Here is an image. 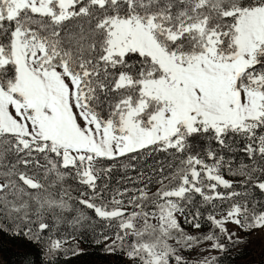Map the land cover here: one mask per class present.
Wrapping results in <instances>:
<instances>
[{
  "label": "snow or ice",
  "instance_id": "snow-or-ice-1",
  "mask_svg": "<svg viewBox=\"0 0 264 264\" xmlns=\"http://www.w3.org/2000/svg\"><path fill=\"white\" fill-rule=\"evenodd\" d=\"M253 235L264 0H0V264H225Z\"/></svg>",
  "mask_w": 264,
  "mask_h": 264
},
{
  "label": "rangeland",
  "instance_id": "rangeland-1",
  "mask_svg": "<svg viewBox=\"0 0 264 264\" xmlns=\"http://www.w3.org/2000/svg\"><path fill=\"white\" fill-rule=\"evenodd\" d=\"M84 247V246H83ZM85 248V247H84ZM250 248L248 250H243L242 258L247 257L248 255H259L264 251V238L259 235H253L251 237V243L247 246ZM86 249V248H85ZM100 255L96 253H91L88 249L80 256H71L65 260H59L58 264H100L103 260L107 263L110 258L106 257L103 252L99 250ZM6 259H14L12 256H6L3 254Z\"/></svg>",
  "mask_w": 264,
  "mask_h": 264
},
{
  "label": "trees",
  "instance_id": "trees-1",
  "mask_svg": "<svg viewBox=\"0 0 264 264\" xmlns=\"http://www.w3.org/2000/svg\"><path fill=\"white\" fill-rule=\"evenodd\" d=\"M83 246L86 249H88L91 253H96V254L100 255L98 253L99 249L97 247H95L94 245L84 244ZM15 247H16L15 243L5 244L4 249H3V254L6 256H12L13 257L12 253L15 251ZM244 249L249 251L250 248H247V247L241 248L239 251L234 253L233 256L229 257L226 260L225 264H264V251L261 252L259 257H258V255H248L247 257L242 258L241 256H242ZM69 257H71V256H69ZM65 259L66 258L62 257L60 260H65ZM100 264H107V263L103 260V262H101Z\"/></svg>",
  "mask_w": 264,
  "mask_h": 264
}]
</instances>
